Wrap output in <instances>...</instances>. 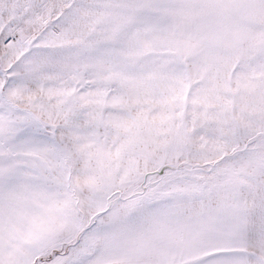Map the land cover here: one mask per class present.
I'll return each mask as SVG.
<instances>
[{
  "label": "snow or ice",
  "instance_id": "snow-or-ice-1",
  "mask_svg": "<svg viewBox=\"0 0 264 264\" xmlns=\"http://www.w3.org/2000/svg\"><path fill=\"white\" fill-rule=\"evenodd\" d=\"M0 264H264V0H0Z\"/></svg>",
  "mask_w": 264,
  "mask_h": 264
}]
</instances>
